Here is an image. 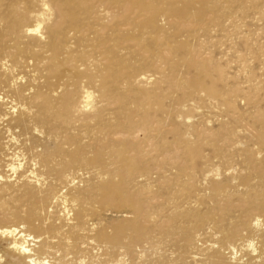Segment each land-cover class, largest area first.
Listing matches in <instances>:
<instances>
[{
    "label": "bare ground",
    "instance_id": "6f19581e",
    "mask_svg": "<svg viewBox=\"0 0 264 264\" xmlns=\"http://www.w3.org/2000/svg\"><path fill=\"white\" fill-rule=\"evenodd\" d=\"M199 2L0 0V170L21 169L0 174V264H171L136 249L176 232L198 249L210 225L194 264H264V42L249 30L230 75L225 13Z\"/></svg>",
    "mask_w": 264,
    "mask_h": 264
},
{
    "label": "rangeland",
    "instance_id": "374dc122",
    "mask_svg": "<svg viewBox=\"0 0 264 264\" xmlns=\"http://www.w3.org/2000/svg\"><path fill=\"white\" fill-rule=\"evenodd\" d=\"M179 1H180V3L176 6L178 8L183 7V5H185L187 3H193L194 4V8L196 10L201 7V3L199 2V0H176V2H179ZM238 1L239 0H210V2L208 3V7H207L210 12H211V10H216L218 12L221 11V12L225 13V18H224V20L222 22V25H223L222 30H223V38H224V40L222 41L223 45H224V47L222 48L223 49L222 50V55L224 57L227 54V56H226L227 59H228V57L229 58L231 57L230 59H232V60L228 59L230 62H227V64L229 63L228 64L229 66H227L225 61H228V60L225 59L226 57L223 58V63H224V65H226V70L229 72L230 75H232V74L236 75L237 73H235V72H238V64L237 63L235 64V62L232 63V61H235L234 60V55L235 56L244 55L242 53L243 52V48L240 47L241 46L240 43L243 42L242 40H244V38L248 39V37H250V34H253L254 32H256L257 34L256 33H254V34H256L257 37H259V38H257V40L260 39L258 41V43L264 42V39H263L264 35H263V37L261 36L264 33H262V34L259 33V32H264L263 31L264 30V18H262V16L264 14L263 15L260 14V16H259V13L264 10V0H259L255 4H250V3L247 4V2H244V1H242V3H240V4H238ZM146 2L154 3V4H156V5H158V6L162 7V8H166L167 5H169V3L172 2V0H146ZM237 7H240V8L242 7L241 11H239V12L236 11ZM241 12H243V13H241ZM208 14H209L208 16H211V13H208ZM257 14H258V16H257ZM255 15H256V17H255ZM255 18H256V20H255ZM254 24H255V26H253ZM259 25L261 27H263V29ZM249 26L251 27V29H250ZM241 27L242 28L244 27V28L242 29ZM256 28H257V30H255ZM259 29H260V31H259ZM249 30H251V31H249ZM226 32L228 34H226ZM247 32H248L249 36L247 35ZM239 34L242 35V36H240ZM258 34H260V36ZM244 36H246V37H244ZM232 37H233L234 42H231L232 41ZM191 43H192V46L194 48L196 47L195 49L198 48L195 41L192 40ZM232 43L234 45H232ZM238 44H240V46H238ZM234 49H236V50H234ZM227 50H229L230 53H227ZM233 51H236V52L233 53ZM219 53H221V52L220 51H215L214 54H213V57H215V58L221 57L220 56L221 54H219ZM262 56L263 57H262L261 61L264 62V51H263ZM253 64H254L253 66L256 68L257 65H258L257 60H253ZM258 68H260L259 65H258ZM258 68H256V69H258ZM166 73H168V72H166ZM167 103H168L167 105H169V102H167ZM240 106H241V104H240ZM222 168H225V166H223ZM20 172H21V169H19L18 173H20ZM18 173L15 175V174H12V172H10V171L8 172L7 169L0 170V174L11 176L12 180H14V178H15L14 176H16V177L18 176ZM79 174H82V175L78 176V179H77L78 181H76V182H79V184H81L83 186L88 184L89 182L94 181L93 173L90 172V171H88V172L87 171H82V172H79ZM153 174H154L153 177L155 178V176H156L155 172H153ZM95 181H96V179H95ZM45 186L47 187L48 185H45ZM45 186H44V188H46ZM71 189H74V187L70 188V190ZM63 190L65 191V189H63ZM206 195H208L207 192H206ZM38 198H39V195H38L37 192H31V193H29L26 196L25 200L16 207L17 212L19 213V218L17 219V222H23V220L25 219V217L27 215V211L29 209V206L32 203H35L36 201H38L37 200ZM187 201L192 202L191 205L194 208H196V209L199 208V207L195 206V204L193 203L194 198H190ZM213 204L214 203L212 201L208 202V206H210V207ZM62 208H63V206H61V205L54 206L53 208H45L44 211L40 212V218L41 219H45L49 215L51 217H56V215H61L62 214V212H61ZM203 208H205V207H200V209H203ZM148 211H150L152 213L162 214V215H163V213L166 212V210H161V212H157L153 208L148 209ZM105 215H106L107 221L109 223H124L123 221L130 214L127 215V214H124V213L106 212ZM226 218H227V220L229 219V220H232V221H236L237 218H239V212H232ZM146 225H148V224H146ZM211 226L212 225L205 226L199 232V234H201V240H200V243H198V245H201V247L198 246V249H193L192 245L195 243V241L191 240L189 242L191 247H189V249L184 251L183 250V246L185 245V242L183 241V237H182L181 234L176 232V233H167V234H164V235H159L158 233H152L151 240H147L145 242L143 241L139 245V247H138L139 249H136V251L142 250V249H148L149 250L151 248L150 242H152V244L154 246H157L155 248H158V247L159 248L155 252L146 251V254L148 255V257H147L148 260L156 261V260L159 259L158 258L159 255H161V256L163 255L162 258H160L161 261L167 259L165 256H168L170 258V260H173V262L171 264H179V263H182V264H194L192 262V257L196 255V258H201L202 255L204 254V251H202L203 248L206 245L212 243V241L214 240V236L212 234L213 231L208 228V227H211ZM110 235L114 236L115 233H110ZM160 241L162 242V244H160ZM92 245H93V247H92ZM96 246H97L96 243L95 244L94 243L91 244L89 246V249H88L89 252L88 253H92L93 250H91V249L92 248L93 249L96 248ZM102 250H103V252H102L103 258L105 260H109V259L110 260H114V259H116L117 255L122 251L121 249H117V248H109L107 252L104 249H102ZM134 253L132 255H130V260L133 263H137L139 260L137 259L136 253L138 254V252H136L135 254ZM152 254H154V255L152 256ZM191 254H193V255H191ZM132 256H134V257H132ZM179 259H181V262H179Z\"/></svg>",
    "mask_w": 264,
    "mask_h": 264
}]
</instances>
